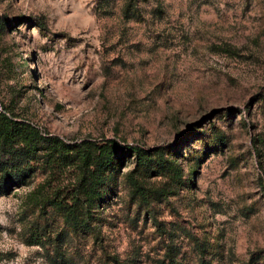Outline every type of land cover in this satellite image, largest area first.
Returning <instances> with one entry per match:
<instances>
[{
  "label": "rangeland",
  "instance_id": "rangeland-1",
  "mask_svg": "<svg viewBox=\"0 0 264 264\" xmlns=\"http://www.w3.org/2000/svg\"><path fill=\"white\" fill-rule=\"evenodd\" d=\"M0 113L179 168L120 154L73 227L80 171L38 142L0 193V264H264V0H0Z\"/></svg>",
  "mask_w": 264,
  "mask_h": 264
},
{
  "label": "trees",
  "instance_id": "trees-1",
  "mask_svg": "<svg viewBox=\"0 0 264 264\" xmlns=\"http://www.w3.org/2000/svg\"><path fill=\"white\" fill-rule=\"evenodd\" d=\"M38 142L44 143L40 147L51 164L55 161L74 163L80 171L77 187L81 194L75 195L71 204L64 202L62 209L64 219L69 222L67 224L73 227L86 225L90 208L105 201L120 154L130 151L137 165L161 167L179 178V168L172 161L163 159L159 150L150 153L138 145H120L112 139L100 144L88 140L65 143L56 136H42L29 124L0 113V193L5 192L11 184L24 182L33 169L29 160L34 159ZM128 180L141 200L146 201V187L131 175Z\"/></svg>",
  "mask_w": 264,
  "mask_h": 264
}]
</instances>
